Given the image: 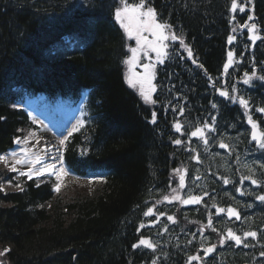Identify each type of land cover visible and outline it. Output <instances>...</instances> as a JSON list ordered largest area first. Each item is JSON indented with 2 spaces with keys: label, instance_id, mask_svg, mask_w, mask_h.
Here are the masks:
<instances>
[{
  "label": "trees",
  "instance_id": "1",
  "mask_svg": "<svg viewBox=\"0 0 264 264\" xmlns=\"http://www.w3.org/2000/svg\"><path fill=\"white\" fill-rule=\"evenodd\" d=\"M237 3L254 12L262 36L256 46L261 67L264 0ZM148 4L160 22L171 25L190 48L202 65L200 72L211 76L223 72L231 48L228 36H240L247 21L246 14H232L231 0H148ZM117 6L119 0H0V154L28 126L24 113L13 107L11 89L18 83L33 87L26 90L27 95L45 91L55 95L70 89L78 98L88 88L93 90L90 113L95 118L91 134L86 140L78 137L68 157L75 172L97 168L107 173L103 183L91 185L93 192L75 185L64 196L52 192V181L16 179L0 166V182L12 184L6 192L0 191V252L9 249L4 258L7 264H141L142 255L132 245L143 203L160 194L172 168L186 160L168 135V118L163 119L161 113L160 123L151 126L150 110L124 82L122 65L129 41L114 20ZM64 35L72 36L74 50L68 54L62 49L53 55ZM248 71L264 77L262 67ZM194 77L189 83L184 80L185 96L198 111L208 110L197 116L215 117L216 129L242 151V158L249 151L251 159L257 156L264 165V150L252 149L241 111H230L229 103L217 99L211 112L210 97L204 93L207 83ZM257 89L252 106L261 108L264 85ZM261 124L264 130V121ZM81 143L90 150L77 160ZM251 163L264 175L258 160ZM205 164L204 169L217 166V170L222 165L213 159ZM238 165L244 169L243 161ZM250 220L252 224L246 227L257 232L258 239L247 251L224 253L220 264H255L257 258L262 260L258 264H264V213ZM183 262L182 255L175 254L167 264Z\"/></svg>",
  "mask_w": 264,
  "mask_h": 264
},
{
  "label": "snow or ice",
  "instance_id": "2",
  "mask_svg": "<svg viewBox=\"0 0 264 264\" xmlns=\"http://www.w3.org/2000/svg\"><path fill=\"white\" fill-rule=\"evenodd\" d=\"M248 3L251 4V0H248ZM119 5L115 7L114 9V20L116 23L119 24V27L123 29V32L128 40H134L135 41V47H129L128 51L131 53L130 56H128L127 59L123 61V63L128 68V74L126 75L125 79L129 87L136 89L139 88V94L145 101V103H155V101L152 100L151 93L155 91V88L152 84L153 79V73L152 69L154 65L151 63V57L149 56V52H153L156 55V58L159 62H163L161 57L165 55L164 49L166 48V45L164 44V41L169 39V36L165 34L166 29H171V25L165 23L158 22L157 19V11L154 7L150 6L148 4V0H138V2H129V0H119ZM231 11L233 13L237 12L238 10V3L237 0H231L230 5ZM240 12H245V7L243 4L239 6ZM235 19V17H233ZM249 20H252L253 17L249 16ZM242 27H247L248 32L251 34L249 38L252 40L253 43H255L256 40L262 39L261 36L256 35V29L257 24L252 23L250 26L245 24L242 25ZM236 29H233V32H235ZM147 33L148 35H146ZM149 35L152 37V39H149ZM171 39L173 41L180 40V43L183 44V40L180 37H177L175 33L171 34ZM236 39L235 36H228V42L232 43ZM141 54H143L144 57H147L149 59V63H142L141 64ZM189 57H191L192 53L189 50L188 51ZM233 56L234 53L232 51H229L227 53L228 62L224 64V70L227 72L228 68L233 63ZM195 63V61H193ZM141 66L143 68V72H137L135 69L137 66ZM202 67V65H201ZM255 76V73H252L251 75L249 73L244 74L243 83L249 84L252 78ZM211 79V78H209ZM260 79L264 80V77H260ZM219 91V95L221 97H224L226 99H231L233 102H235V97H230L228 91ZM235 91V89H233ZM239 104L244 106L245 109H248L249 102L247 99L240 97L239 98ZM16 105H13L15 107ZM213 108L216 107V104L212 105ZM257 112L264 113V107L257 108ZM183 113V110L181 109V114ZM212 120H215V117H212ZM152 123L156 122V114H152ZM82 121L77 122V126H74L72 131H77L79 126L82 125ZM247 123L251 126V139L256 142L257 146L264 150V132H258L257 131V123L253 120L251 115L247 116ZM175 130L180 133L182 132V125L179 122H176ZM205 129H207L208 132H214L215 128L212 124H209L205 122L203 126H197L194 131L190 132V137H196L203 141L205 145L208 144V139L205 135ZM72 133L69 132V135ZM67 140V137H64V139L60 140V145H64L65 141ZM16 143H21L20 139L18 138L16 140ZM174 143L177 145H180L182 141L180 139H175ZM220 148H228L229 145L225 144L224 142H220L219 144ZM194 151V150H193ZM22 152H24V158L23 159H16L15 162L10 166V170L15 172L17 171L16 165L20 164H29L30 167L27 172L20 171V176H27L29 179H32V177L35 175L37 177L44 175L45 173H49L50 175H56L57 180L60 179V176L62 173H64V157L63 154L60 153L59 148L56 149L57 155L50 157L53 163H48L35 171H33V167L36 164L41 163V157L33 154L35 158H30L28 156V150L22 149ZM17 154L16 152H12L11 156L15 157ZM81 155H85L84 152L81 153ZM194 159H199L198 156L193 157ZM0 162H5L7 165V158L3 155H0ZM82 162V161H81ZM57 164L60 165L59 170L55 171ZM177 173H180V169L174 170ZM199 179V177H197ZM243 180H251V183L253 185H257V180L252 178L251 176H245L242 177ZM180 181V188L185 187V176L181 174L179 176ZM241 181V182H242ZM224 184H229L231 181L228 178H224L223 180ZM19 187V185H17ZM56 190L59 191V185L56 186ZM0 191H3V187L0 186ZM175 192V190H173ZM237 191H240V189H237ZM243 195L244 193L241 192ZM207 195V193H205ZM165 201L171 203L174 200H180L183 204H199L201 203L202 197L200 196H192L190 195L187 199L181 200V197L179 195H173L171 199L168 196H165L163 198ZM261 202H264V195H258L256 197ZM213 207H216V205H213ZM217 213H224L227 212V215L229 218L235 217L237 220L240 219V215L238 211L232 207H228L227 209L216 207ZM154 214V209L152 207H149L147 211L144 213L145 216H152ZM160 215H164V213H160ZM167 219L169 221L175 222L173 216H168ZM212 225V220L209 218L208 225ZM145 227V225H141V228ZM166 230V229H165ZM213 231H216L215 228L212 229ZM247 237L256 238L257 232L255 231H247L244 233V239ZM231 240L234 241L237 246L244 243V240L241 238V236L237 235L232 229L227 230V237H221L219 240V243L223 245L225 241ZM140 246H145L148 249H151L153 251L156 250V245L150 241L149 238L141 237L137 244L132 245L133 248H138ZM248 244H244V247H248ZM215 245H212L211 247H208L205 249V255L210 254L215 250ZM9 249H5L3 252H0V256L7 253ZM261 255H264V253H261ZM189 264L191 261H198L201 259L199 255L190 256L189 258ZM153 264H155V261H153Z\"/></svg>",
  "mask_w": 264,
  "mask_h": 264
},
{
  "label": "bare ground",
  "instance_id": "3",
  "mask_svg": "<svg viewBox=\"0 0 264 264\" xmlns=\"http://www.w3.org/2000/svg\"><path fill=\"white\" fill-rule=\"evenodd\" d=\"M52 54L53 55H57V51L55 50L54 52H52ZM185 69V68H184ZM183 69V67L182 68H180V71L182 72V71H185ZM84 89H86V88H84ZM83 89V90H84ZM46 92V95L47 96H49V97H53V96H57V95H54V94H51V93H49V92H47V91H45ZM8 93V94H7ZM7 93H6V95H7V97H9L10 96V94L11 93H9L8 91H7ZM70 93H72V91L69 89L68 91H66V93H64V95H69ZM160 94V93H159ZM91 96H92V94H91ZM162 97H164V95H162ZM176 100H178V101H180L181 102V100H179V99H176ZM201 103L203 102V100L201 99V101H200ZM234 106H231V109H230V111L231 110H234ZM236 113V112H235ZM42 142H43V144H46L44 147H43V144H42V147H38V151L40 152L41 151V153L42 154H44L45 153V155H47V152H49V154L51 155L52 154V151L53 150H55L56 149V147L53 145L52 146V144H51V141L48 139V138H44V139H42ZM55 153H56V151L53 153V155H55ZM254 209V206H253V204H251L250 203V207H249V210L251 211V213H252V210ZM254 215V214H253ZM253 218H255V215L253 216ZM138 223H139V221L137 220L136 221V225H138Z\"/></svg>",
  "mask_w": 264,
  "mask_h": 264
},
{
  "label": "rangeland",
  "instance_id": "4",
  "mask_svg": "<svg viewBox=\"0 0 264 264\" xmlns=\"http://www.w3.org/2000/svg\"><path fill=\"white\" fill-rule=\"evenodd\" d=\"M166 33V31H165ZM146 35H148L147 33H145ZM150 36V35H149ZM134 41V40H133ZM135 42V41H134ZM165 51V49H164ZM153 52H149V54H152ZM155 54V53H153ZM46 135L45 133H42L41 135H36V139L35 140H38V139H41L42 136ZM7 158V165L6 166L8 169H10V166L15 162L16 159H23L21 157H12L11 154L9 157H6ZM5 163V162H4ZM6 165V164H5ZM30 165L29 164H20V165H16V168H17V171H15L16 173L19 174L20 171H24V172H27L28 169H29ZM42 167V165H39V166H36V169ZM35 169V166L33 167V171L36 170ZM57 170H59V167L57 168ZM19 177H21L20 175H18ZM37 176H33L32 178H36ZM68 178L67 177H64V182L67 181Z\"/></svg>",
  "mask_w": 264,
  "mask_h": 264
}]
</instances>
